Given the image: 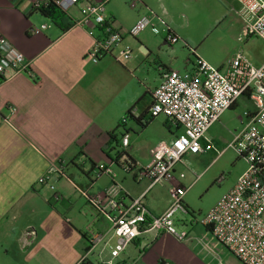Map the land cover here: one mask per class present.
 <instances>
[{
  "label": "crops",
  "instance_id": "obj_1",
  "mask_svg": "<svg viewBox=\"0 0 264 264\" xmlns=\"http://www.w3.org/2000/svg\"><path fill=\"white\" fill-rule=\"evenodd\" d=\"M46 1L0 0V37L20 51L29 64V73L0 75V264H106L110 259L108 246L116 239L104 213H81L84 199L80 192L96 197L115 184L120 197H142L152 216L161 215L169 206L172 183L150 186L148 180L136 178V170L149 164L158 143H169L182 133L163 116L151 118L148 108L161 75L180 66L184 56L181 47L193 53L187 44L190 38L183 33L182 19L186 16L194 21L201 0H138L135 8L129 5L132 0H80L65 12L72 22L66 31L34 7ZM219 1L239 8L234 0ZM91 5H101L107 24L123 36L112 55L97 63L89 54L100 29L78 24L81 12ZM142 15L151 17L161 32L156 35L146 29L137 37L127 35ZM42 25L47 27L40 29ZM164 29L181 38V43L169 45ZM124 46L132 51L131 62L119 63L114 58ZM133 61L138 66H133ZM188 62L186 59L181 66L191 72L192 62ZM149 68L154 73L145 88L129 76V71L140 69L149 78ZM145 98L148 100L141 111L139 100ZM11 108L15 109L13 114ZM125 116L126 122L119 128ZM112 132H125L128 147L121 148L118 136L109 145ZM114 146L130 158L135 169L125 173L114 164L113 176L96 178V166L112 161L114 152L109 149ZM208 152L185 155L174 166L173 175L180 185L190 189L194 181L183 183L185 176H175L178 169L186 162L201 161ZM53 168L61 169L62 174ZM42 177L47 179L39 183ZM236 181L222 188L218 199ZM193 227L179 229L187 234L183 241L143 231L112 264H240L214 240L210 230L201 227L196 232ZM94 234L101 239L87 251L83 235L88 239Z\"/></svg>",
  "mask_w": 264,
  "mask_h": 264
},
{
  "label": "built area",
  "instance_id": "obj_2",
  "mask_svg": "<svg viewBox=\"0 0 264 264\" xmlns=\"http://www.w3.org/2000/svg\"><path fill=\"white\" fill-rule=\"evenodd\" d=\"M51 1L66 12L80 0ZM234 1L239 5L243 35H254L264 41V0ZM137 4L138 0L129 2L131 8H135ZM34 7L39 8L40 4L36 3ZM78 24H92L100 29V36L94 40L89 54L93 63L112 55L123 39L120 31L107 24L101 5L85 8ZM46 27L42 25L40 29ZM148 28L156 35L161 32L154 26L151 17L142 15L129 28L127 35L137 37ZM163 32L167 39L177 41L178 38L169 29H164ZM131 58V49L124 46L117 51L114 60L121 63ZM5 73H29V64L20 51L0 37V75ZM151 97L152 103L148 108L150 117L163 116L171 125L180 127L182 133L169 143H158L153 148L149 164L136 170V178L148 180L150 186L163 182L172 183L168 190L170 203L161 215L152 216L142 197H120V188L115 184L96 197H90L81 191L82 196L98 212L106 215L110 223L109 231L116 239L113 245L108 246L110 259L106 264H112V260L143 231H152L156 235L168 234L177 241L186 239L187 234L176 228L174 218L177 215L185 218L189 214L183 202L189 187H183L176 181L173 168L185 155H200L213 149L205 134L240 98L248 101L252 109L244 111L239 117L243 127L233 136L226 149L233 150L237 158L246 163V169L233 187L207 212L200 217L192 216L189 225L210 230L214 240L240 264H264V63L254 66L243 55L236 54L220 70L195 56L191 72L180 73L171 69L165 71L159 84L152 90ZM14 112L15 109L11 108L10 113ZM125 122L126 116L121 124ZM128 143V135L124 134L120 139L121 148H127ZM224 151L225 149L217 152L216 158ZM113 165V161L108 165L98 164L95 177L113 176ZM121 169L130 173L135 165L123 164ZM51 170L62 174L59 168ZM183 178L184 175L180 174L179 179ZM46 179L40 178L39 183ZM222 179L221 176L220 180ZM103 201L105 204L102 207ZM100 239L98 234L88 237L89 246H94Z\"/></svg>",
  "mask_w": 264,
  "mask_h": 264
},
{
  "label": "rangeland",
  "instance_id": "obj_3",
  "mask_svg": "<svg viewBox=\"0 0 264 264\" xmlns=\"http://www.w3.org/2000/svg\"><path fill=\"white\" fill-rule=\"evenodd\" d=\"M198 9L200 10L196 12L197 17L194 21H189L186 16L182 19L183 33L190 38L187 44L193 51V56L191 57L192 54L188 52L186 47H181L180 50L184 56L178 62L180 66L174 68L176 71L180 73L188 72L181 65L186 59H189L188 65H190L194 60V56L202 57L215 68L222 67L220 70L236 54L243 55L254 66H259L264 62V41L254 35L248 37L243 35V23L236 4H228L226 1L219 0L218 2L216 0H201ZM147 30L150 31V28ZM166 41L169 45L175 47L176 44L181 43L182 39L178 38L176 42L170 39ZM184 41L186 42V40ZM128 62H131V59ZM132 65L138 66V63L133 61ZM148 72L150 73L149 78L148 74L141 72L140 69L139 71H129V76H132L133 80L136 79L139 85L145 88V85H149L154 73L151 68L148 69ZM132 86L133 83L129 78V91H131ZM147 100L148 98L139 100L138 105L141 111L144 109L143 106ZM251 109V104L244 98H240L236 105L225 111L205 134L213 145V149L207 153V156L197 163L186 162L184 166L178 169L175 176L178 177L183 174L185 176L182 180L183 183L190 184L194 181L183 201L189 208V214L185 218L179 215L174 218L178 230L188 231L191 228L189 225L191 217L202 216L218 200L221 189L232 182L233 179H238L245 171L246 163L242 159H238L233 150L226 148L232 141L233 136L243 127L239 117L242 116L244 111H250ZM223 149H225L223 154L215 159L216 153ZM221 176L223 177L222 180H220ZM217 182L218 184H216ZM166 184L170 186V183ZM99 186L101 187V185ZM157 187L161 188L159 185ZM162 190L161 188V192ZM82 198L85 202H81V213L95 215L98 210L83 196ZM193 228L194 231L199 232L201 227L195 225ZM89 259L92 260V256Z\"/></svg>",
  "mask_w": 264,
  "mask_h": 264
},
{
  "label": "trees",
  "instance_id": "obj_4",
  "mask_svg": "<svg viewBox=\"0 0 264 264\" xmlns=\"http://www.w3.org/2000/svg\"><path fill=\"white\" fill-rule=\"evenodd\" d=\"M38 11L46 18L50 19L52 23H54L58 28H60L62 31L68 30L72 26L71 20L66 17L65 12L62 11L60 8H58L53 1L48 0L46 3L40 4V7L38 8ZM248 37V36H246ZM128 117L131 116V113L129 111ZM153 118V117H151ZM122 127V124L119 125V128ZM126 134L123 133H117L114 132L109 134V145L116 142V136L121 137ZM109 152H114L112 155V161L115 165H118L121 167V165L126 164L129 166H134V163L130 160V158L122 151L117 149V146H114L109 149ZM218 183V182H217ZM216 183V184H217ZM83 237L86 239L88 243V239L83 235ZM89 250V243L87 247V251Z\"/></svg>",
  "mask_w": 264,
  "mask_h": 264
}]
</instances>
